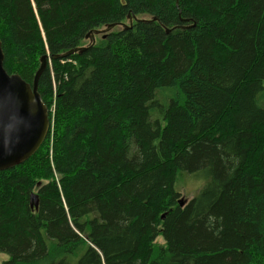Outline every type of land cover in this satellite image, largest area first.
Returning <instances> with one entry per match:
<instances>
[{
    "label": "trees",
    "instance_id": "trees-1",
    "mask_svg": "<svg viewBox=\"0 0 264 264\" xmlns=\"http://www.w3.org/2000/svg\"><path fill=\"white\" fill-rule=\"evenodd\" d=\"M0 40L52 124L0 172L1 264H264V0H0Z\"/></svg>",
    "mask_w": 264,
    "mask_h": 264
},
{
    "label": "water",
    "instance_id": "water-1",
    "mask_svg": "<svg viewBox=\"0 0 264 264\" xmlns=\"http://www.w3.org/2000/svg\"><path fill=\"white\" fill-rule=\"evenodd\" d=\"M114 27L109 26L96 34L109 32ZM91 42L95 44V35H92ZM86 49L72 50L67 55ZM4 60L0 40V172L27 162L44 144L52 128L48 107L38 92L39 79L48 65L47 58L41 59L33 85L18 74H8L4 68ZM32 202V206L37 204L36 195L32 196ZM180 205H184L182 201Z\"/></svg>",
    "mask_w": 264,
    "mask_h": 264
},
{
    "label": "rangeland",
    "instance_id": "rangeland-1",
    "mask_svg": "<svg viewBox=\"0 0 264 264\" xmlns=\"http://www.w3.org/2000/svg\"><path fill=\"white\" fill-rule=\"evenodd\" d=\"M100 38L97 37V41ZM96 42V40H95ZM162 90L158 91L157 94L162 95ZM158 95V97H159ZM168 96L171 97L172 93H168ZM160 96L159 103L163 108L169 104V101H167V95L163 94V97ZM163 108H157V113L160 116V113L162 112ZM52 112V110H51ZM207 184V178L205 176H201L200 174H189V173H183L180 177V180L176 186V190L181 194V201L185 205L189 200L196 197L206 186ZM160 243L163 242L162 239L159 240ZM8 260L7 256L4 254H0V264L4 261Z\"/></svg>",
    "mask_w": 264,
    "mask_h": 264
}]
</instances>
